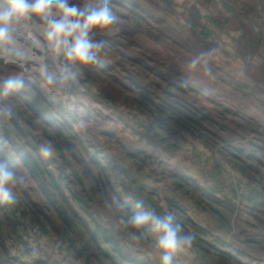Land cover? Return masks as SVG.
<instances>
[{"label": "rangeland", "instance_id": "rangeland-1", "mask_svg": "<svg viewBox=\"0 0 264 264\" xmlns=\"http://www.w3.org/2000/svg\"><path fill=\"white\" fill-rule=\"evenodd\" d=\"M197 1L111 0L118 22L92 34L105 42L97 62L51 93L36 69L58 70L63 57L48 50L39 17L16 26L30 59H0V75L25 81L0 98L14 113L0 115V158L25 183L0 203V264H159L155 234L134 240L120 223L136 202L173 212L195 235L176 264H264V83L235 61L206 65L224 49L197 39ZM45 141L49 159L39 154ZM113 197L128 201L123 210Z\"/></svg>", "mask_w": 264, "mask_h": 264}, {"label": "clouds", "instance_id": "clouds-1", "mask_svg": "<svg viewBox=\"0 0 264 264\" xmlns=\"http://www.w3.org/2000/svg\"><path fill=\"white\" fill-rule=\"evenodd\" d=\"M110 4L111 0H100L95 5L89 3L84 7L70 3L69 0H0V59L13 58L17 62L30 59L17 43L16 26L23 20L39 17L44 22L42 35L48 50L55 56H62L65 61L55 71H50L46 63L40 64L36 71L42 86L51 93L54 88L63 89L78 84L79 73L74 69L95 64L105 48V42L93 39L92 34L108 30L118 22ZM198 62L199 58L193 60L192 67ZM24 88L22 72L0 75V98L13 96ZM0 115L11 119L14 113L0 106ZM7 144L8 141L0 135V152ZM39 154L43 159L53 157L55 148L52 142L42 143ZM24 183L25 177L17 174L6 160L0 158V202H11L14 199L13 188ZM113 203L123 210L128 201L122 204L113 197ZM175 219L171 211L158 215L136 202L120 223L133 230L130 235L134 240L155 234L159 264H176L178 253L192 246L195 235L184 234Z\"/></svg>", "mask_w": 264, "mask_h": 264}, {"label": "crops", "instance_id": "crops-1", "mask_svg": "<svg viewBox=\"0 0 264 264\" xmlns=\"http://www.w3.org/2000/svg\"><path fill=\"white\" fill-rule=\"evenodd\" d=\"M219 1L218 4L212 0L197 1L200 9L194 17L197 39L204 46L214 38L224 49L220 53L211 51L206 65L214 70L219 68L215 60L235 61L245 72L248 70L251 81L264 83V6H253L251 0ZM206 21L211 23V31L204 25ZM194 53L201 55L202 49H195Z\"/></svg>", "mask_w": 264, "mask_h": 264}, {"label": "trees", "instance_id": "trees-1", "mask_svg": "<svg viewBox=\"0 0 264 264\" xmlns=\"http://www.w3.org/2000/svg\"><path fill=\"white\" fill-rule=\"evenodd\" d=\"M30 108L33 110V108L30 106ZM24 163L25 166L30 169L31 171H34V169H39V165L37 162L32 158L30 155H26L24 157ZM1 203V202H0ZM1 205V204H0Z\"/></svg>", "mask_w": 264, "mask_h": 264}]
</instances>
